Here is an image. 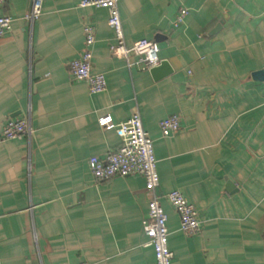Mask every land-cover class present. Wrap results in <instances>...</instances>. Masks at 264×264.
Wrapping results in <instances>:
<instances>
[{
	"label": "crops",
	"instance_id": "obj_1",
	"mask_svg": "<svg viewBox=\"0 0 264 264\" xmlns=\"http://www.w3.org/2000/svg\"><path fill=\"white\" fill-rule=\"evenodd\" d=\"M79 1L43 0L32 25L31 0L0 6L12 20L0 40V264H155L144 179L99 182L87 166L121 145L98 120L136 112L153 143L171 264H264V0H120L126 45L155 42L160 78L112 56L107 11ZM85 25L92 72L106 80L99 94L69 72ZM27 113L30 139L1 140L5 121ZM172 115L180 128L163 137ZM171 191L194 207L198 235L179 231Z\"/></svg>",
	"mask_w": 264,
	"mask_h": 264
},
{
	"label": "built area",
	"instance_id": "obj_2",
	"mask_svg": "<svg viewBox=\"0 0 264 264\" xmlns=\"http://www.w3.org/2000/svg\"><path fill=\"white\" fill-rule=\"evenodd\" d=\"M120 0H80V8L93 7L105 9L108 13V26L114 32V43L108 46L112 56L125 60L128 66L139 65L151 70L159 65L158 45L146 39L136 41L128 46L125 43L118 3ZM4 0H0V6ZM43 0H31L29 11L23 20L32 25L42 15ZM187 11L181 9L173 21L174 27L184 23ZM12 20L0 16V40L11 32ZM84 50L78 58L69 63V72L73 79L87 84L90 94H99L106 89V80L103 74L92 72L91 46L95 43V30L90 25L83 27ZM136 61L130 62L131 58ZM177 115H172L160 122L159 128L163 137H168L180 128ZM98 124L106 131L115 130L121 139L120 147L100 159L92 156L87 161L88 170L99 182L108 181L114 177L140 176L144 179L145 189L150 196L147 213L141 222V228L147 239L146 246L153 249L155 264H171L173 255L168 246L169 232L167 217L160 205L161 197L157 194L159 176L156 169L153 143L143 129L138 112L127 121L114 124L111 117L105 116L98 120ZM30 115L23 118L7 119L4 123L1 140L30 139L32 135ZM164 198L173 207L179 220V231L186 236L198 235L201 231L200 222L192 205L178 191H171ZM87 264V263H81Z\"/></svg>",
	"mask_w": 264,
	"mask_h": 264
},
{
	"label": "water",
	"instance_id": "obj_3",
	"mask_svg": "<svg viewBox=\"0 0 264 264\" xmlns=\"http://www.w3.org/2000/svg\"><path fill=\"white\" fill-rule=\"evenodd\" d=\"M165 64H161L159 67H155L153 69H151V72L154 74L155 78H160L162 76V74H166L164 73V71L162 72V70L164 69Z\"/></svg>",
	"mask_w": 264,
	"mask_h": 264
}]
</instances>
